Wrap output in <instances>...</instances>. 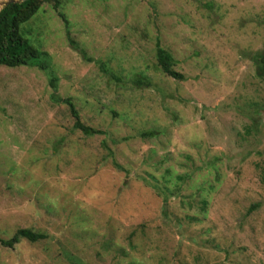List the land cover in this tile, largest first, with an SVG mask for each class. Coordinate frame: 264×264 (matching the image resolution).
<instances>
[{
    "label": "rangeland",
    "instance_id": "374dc122",
    "mask_svg": "<svg viewBox=\"0 0 264 264\" xmlns=\"http://www.w3.org/2000/svg\"><path fill=\"white\" fill-rule=\"evenodd\" d=\"M59 9L77 48L50 3L19 27L55 91L36 64H0V238L46 235L0 243V264H264V0Z\"/></svg>",
    "mask_w": 264,
    "mask_h": 264
},
{
    "label": "trees",
    "instance_id": "16d2710c",
    "mask_svg": "<svg viewBox=\"0 0 264 264\" xmlns=\"http://www.w3.org/2000/svg\"><path fill=\"white\" fill-rule=\"evenodd\" d=\"M47 2L51 4V7L57 12L58 16L62 19L65 27V35L71 46L77 48L76 42L70 35L69 22L65 14L59 9L61 6V0H25L20 3H11L6 5L0 11V64L6 66H17L21 64H36L44 70L49 78V83L56 89L57 79L53 73L49 70V65L46 62H35V58L39 55V51L22 36L19 27L22 23L28 21L39 9L42 3ZM155 57L157 66L161 71L173 78L181 79L182 74L176 71L173 66L175 59L173 55L164 48L159 39L155 41ZM258 67L260 68L264 76V50L258 54L257 57ZM135 82L141 83L140 79H136ZM59 103L68 105L71 115L74 117L73 128L81 131L84 135L103 134L102 129H97L86 125L80 119L79 112L75 107L73 101L68 97H60L53 95L52 97ZM155 135L154 131L142 132V137H151ZM115 167H120L119 163L113 160ZM250 210V209H249ZM45 233L41 231H35L30 228H18L10 237L0 238V243L7 248H13L21 239H27L31 242L45 238Z\"/></svg>",
    "mask_w": 264,
    "mask_h": 264
},
{
    "label": "water",
    "instance_id": "95a60500",
    "mask_svg": "<svg viewBox=\"0 0 264 264\" xmlns=\"http://www.w3.org/2000/svg\"><path fill=\"white\" fill-rule=\"evenodd\" d=\"M25 0H0V11L2 8H4L6 5L11 4V3H20Z\"/></svg>",
    "mask_w": 264,
    "mask_h": 264
}]
</instances>
